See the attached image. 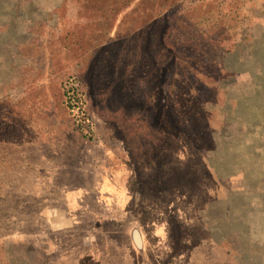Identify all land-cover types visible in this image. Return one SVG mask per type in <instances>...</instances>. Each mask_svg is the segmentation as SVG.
<instances>
[{
  "label": "rangeland",
  "instance_id": "rangeland-1",
  "mask_svg": "<svg viewBox=\"0 0 264 264\" xmlns=\"http://www.w3.org/2000/svg\"><path fill=\"white\" fill-rule=\"evenodd\" d=\"M0 264H264V0H0Z\"/></svg>",
  "mask_w": 264,
  "mask_h": 264
},
{
  "label": "crops",
  "instance_id": "crops-1",
  "mask_svg": "<svg viewBox=\"0 0 264 264\" xmlns=\"http://www.w3.org/2000/svg\"><path fill=\"white\" fill-rule=\"evenodd\" d=\"M82 198H76L73 202L71 201H68L69 205H75V203H78L81 204L82 203ZM83 205H81L80 207H78L77 209H67V215L68 217L66 216L67 219H70L71 220V223H70V227L72 226H78L80 225V220L82 219V217H84L86 214H89L91 211H87V210H83L82 208ZM49 213L51 214L52 212H43V216H46L48 218L49 216ZM52 220V219H51ZM69 220V221H70ZM76 220H79V221H76Z\"/></svg>",
  "mask_w": 264,
  "mask_h": 264
},
{
  "label": "trees",
  "instance_id": "trees-1",
  "mask_svg": "<svg viewBox=\"0 0 264 264\" xmlns=\"http://www.w3.org/2000/svg\"><path fill=\"white\" fill-rule=\"evenodd\" d=\"M66 106L68 107V109L73 110L75 107V102L77 104H79V107L81 109V101L80 98L78 100H76L77 97H79L80 92L79 90L73 85V86H68L66 87Z\"/></svg>",
  "mask_w": 264,
  "mask_h": 264
}]
</instances>
